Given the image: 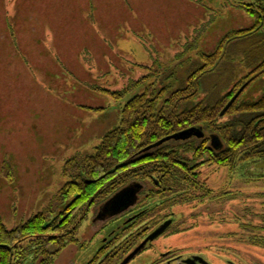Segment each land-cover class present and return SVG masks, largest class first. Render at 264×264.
Segmentation results:
<instances>
[{"label": "rangeland", "instance_id": "obj_1", "mask_svg": "<svg viewBox=\"0 0 264 264\" xmlns=\"http://www.w3.org/2000/svg\"><path fill=\"white\" fill-rule=\"evenodd\" d=\"M253 1L0 0V214L6 227L15 229L50 205L68 182L66 162L93 154L120 124L128 100L168 85L178 89L202 53H212L228 32L251 27L254 20L241 7ZM195 42L197 49L185 54ZM235 60L239 80L248 70L241 56ZM125 90L121 98L110 94ZM263 94L261 76L243 99ZM205 96L201 89L196 103ZM8 163L12 178L4 170ZM198 171L197 185L188 184L191 191L180 198L155 197L150 177L138 181L128 210L109 217L102 216V204L93 207L75 223L79 244L53 264H122L168 221L162 237L130 264H181L193 257L200 264H264V229H253L264 228V160L240 163L233 172L209 164Z\"/></svg>", "mask_w": 264, "mask_h": 264}, {"label": "trees", "instance_id": "obj_2", "mask_svg": "<svg viewBox=\"0 0 264 264\" xmlns=\"http://www.w3.org/2000/svg\"><path fill=\"white\" fill-rule=\"evenodd\" d=\"M241 8L253 18V25L228 32L212 53H202L201 63L193 64L178 89L168 85L128 100L120 124L103 137L94 153L66 162L63 175L68 182L44 211L12 230L0 214V264H26L29 259L33 264H53L65 248L79 244L75 223L81 215L85 221L89 210L101 204L105 215L106 204L139 180L151 177L158 189L152 194L175 195L173 200L191 191L188 184L197 185L198 169L205 164L233 172L240 163L264 160V94L256 101L243 99L264 77V0ZM195 49L196 42L186 47L185 54ZM237 56L248 70L239 80L234 73ZM245 84L246 91L222 116ZM201 89L206 96L196 103ZM127 92L110 94L121 98ZM214 137L221 144L217 149ZM4 170L12 178L10 164Z\"/></svg>", "mask_w": 264, "mask_h": 264}, {"label": "water", "instance_id": "obj_3", "mask_svg": "<svg viewBox=\"0 0 264 264\" xmlns=\"http://www.w3.org/2000/svg\"><path fill=\"white\" fill-rule=\"evenodd\" d=\"M244 87L240 89L236 93V95L231 99V101L226 105V107L223 109L221 115L223 116L227 110L231 107V105L237 100V98L241 95ZM214 143H218L217 139H215ZM138 187L132 186L126 189H123L118 194H116L105 206V215L108 214L109 217H113L115 215H118L126 210H128L131 206L134 205L136 201V191ZM171 225V221L166 222L164 225H162L160 228H158L155 232H153L146 241L137 248L126 260L123 264H127L131 259H133L139 251L145 247V245L149 241H153L159 236H161Z\"/></svg>", "mask_w": 264, "mask_h": 264}, {"label": "flooded vegetation", "instance_id": "obj_4", "mask_svg": "<svg viewBox=\"0 0 264 264\" xmlns=\"http://www.w3.org/2000/svg\"><path fill=\"white\" fill-rule=\"evenodd\" d=\"M215 139H217V141H218V143H214V146H213V148L214 149H217L218 147H220L221 146V144H220V141H219V139L217 138V137H214V141H215ZM136 202V201H135ZM101 211H102V209H101ZM104 211H105V209H104ZM163 235V234H162ZM162 235L161 236H159V238L160 237H162ZM159 238H157V239H159ZM154 241H156V240H154ZM154 241H150V242H148L146 245H145V247L144 248H142L140 251H139V253L133 258V259H131L127 264H130V263H132V261H134L139 255H141L147 248H148V246L149 245H151ZM150 247V246H149ZM101 250V249H100ZM136 250V249H135ZM165 253H162V256L164 255ZM127 259V258H126ZM125 259V260H126ZM93 262V261H92ZM125 262V261H124ZM123 262V263H124ZM101 263V262H100ZM122 263V264H123ZM200 263H203V261L200 259V258H198V257H193V258H188V259H183L182 260V263L181 264H200ZM158 264H159V262H158ZM160 264H162V263H160Z\"/></svg>", "mask_w": 264, "mask_h": 264}]
</instances>
